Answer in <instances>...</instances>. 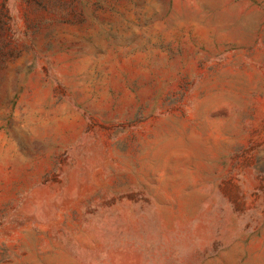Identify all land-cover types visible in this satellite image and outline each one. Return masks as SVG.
<instances>
[{
    "label": "rangeland",
    "instance_id": "obj_1",
    "mask_svg": "<svg viewBox=\"0 0 264 264\" xmlns=\"http://www.w3.org/2000/svg\"><path fill=\"white\" fill-rule=\"evenodd\" d=\"M0 264H264V0H0Z\"/></svg>",
    "mask_w": 264,
    "mask_h": 264
}]
</instances>
